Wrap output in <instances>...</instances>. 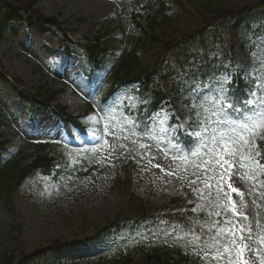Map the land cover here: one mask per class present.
I'll list each match as a JSON object with an SVG mask.
<instances>
[{"label": "rangeland", "instance_id": "374dc122", "mask_svg": "<svg viewBox=\"0 0 264 264\" xmlns=\"http://www.w3.org/2000/svg\"><path fill=\"white\" fill-rule=\"evenodd\" d=\"M253 1L255 0H181L182 9L167 1L169 20L155 28L154 33L160 41L148 49L142 48L138 51L141 64L151 65L154 62L162 40L187 30L191 26L190 15L202 18L200 14L207 6L223 4L230 8H239ZM147 3L148 0H140L137 3L132 0H41L38 6L42 13L56 17L75 43L80 42L83 37L92 38L96 35L109 39L118 38L125 22L128 23L129 30L135 28L133 14L141 15L137 19L140 20L141 26H146L149 18ZM247 16L244 15L240 20L246 19ZM236 21L228 26H221V51L226 60L234 59L248 67L245 50L241 48L243 37L241 32L235 29L241 23ZM59 39L60 32L57 29L41 27L34 20L29 24L12 22L0 38V140L6 142L1 150L3 158L10 156L18 147H24L25 151L30 150L31 140L44 135H55L60 139L65 137L62 131L50 134L58 120L47 109L35 106L33 112H29L26 105L28 92H35L39 85L58 89L57 99L53 104L64 106L66 112L74 115L82 114L86 109L87 103L82 95L85 98L93 95V85L80 72L78 60L74 55L62 52ZM229 45L237 47L235 53H231ZM109 46L117 52L122 50L120 44ZM71 47L76 48L75 45ZM15 77L20 79L18 86L15 84ZM117 98L118 102L122 99L120 96ZM110 111L114 113L117 109L110 108ZM176 111L180 122L188 119V109L184 104ZM159 113V116H154L151 132L139 141L132 139L118 123L108 127L112 135L101 139L94 125L88 128L85 136L73 139L74 145L81 147L91 143L90 151L96 150V155L91 161L94 167L83 177L73 176L62 182L44 178L38 185V174L30 176L14 197V210L4 209L0 212V255L14 245L9 233L11 223L18 226V233L26 249H32L35 245L60 235L70 240L78 238L84 241L92 234L96 223L106 217L130 213L132 208L127 205L126 195L111 185V172L130 155L138 158L140 168L135 170L133 185L146 206L162 208L171 195L180 194L185 181L188 180L176 179L166 174L175 172L177 175H186L181 172L183 167H180L178 160L173 159L176 156L173 151L174 143L169 138L176 125L169 126L166 123L170 112ZM93 132L96 133L95 136ZM105 140L108 141L107 144L104 143ZM99 141H102L101 145L98 144ZM142 144L148 147H140ZM30 160L29 156L24 162ZM157 164L165 171L155 167ZM245 171L246 169L237 167L231 177L233 186L237 185L244 193L243 200L235 193L233 197L239 210L247 214L248 220L241 219L240 223L251 225L253 241H256L251 247L256 248L259 224L250 207L251 182H244L241 178ZM256 192V200L264 207L263 180L260 181ZM201 204L208 208L205 200ZM84 218H87V224L83 223ZM111 237H107V240ZM100 242L102 243L99 241L93 248H101ZM91 249L90 245L80 244L75 249H62L55 256L70 258ZM259 249L261 255H264V245ZM113 257L116 255L114 250H111L108 259ZM248 259L252 264H259V258L254 259L251 254H248ZM92 262L103 263L95 260ZM118 264L146 263L143 260L131 263L124 259V262Z\"/></svg>", "mask_w": 264, "mask_h": 264}, {"label": "snow or ice", "instance_id": "6c2138e0", "mask_svg": "<svg viewBox=\"0 0 264 264\" xmlns=\"http://www.w3.org/2000/svg\"><path fill=\"white\" fill-rule=\"evenodd\" d=\"M190 64L195 65V59ZM239 71L244 72V68L240 66ZM198 73V66H190L180 77L186 86L182 91H187L190 99L186 107L195 118L190 117L176 124V129L192 140V146L181 147L177 143L174 147L183 155L173 157L181 161H188L191 157L192 171L189 172L186 163L181 169L185 176L175 172L166 174L176 179H187L190 190L199 199L205 200L211 211L206 219H188L183 226L171 225V232L169 225L161 221V232L165 237H175V243L197 249L193 254L201 264H252L248 254L254 259L259 258V264H264V255H261L259 247H251L252 243H256L251 225L240 223L241 219L248 220L247 214L239 210L232 196L235 193L243 200L244 193L230 182L237 167L246 169L241 176L245 180L250 178L249 173L254 176L253 169L264 172V164L260 162L264 157L257 145L258 141H264V65L259 71L253 69L245 73L252 78L253 87L246 88L243 97L233 95L234 89L230 84L235 77L230 72L213 77L209 83L196 79ZM154 115L159 116L160 113ZM170 115L179 121L175 113ZM186 126L199 130L188 132ZM104 132L105 135L113 134L107 126ZM172 139L175 140V136ZM140 147L147 148L148 145ZM155 167L165 171L158 164ZM225 176L228 177L227 188L224 187ZM197 184L200 187H193ZM203 208L204 205L197 204L191 211L197 213ZM177 231L183 235L176 236ZM198 231L200 234H197ZM258 243L264 245V236Z\"/></svg>", "mask_w": 264, "mask_h": 264}, {"label": "trees", "instance_id": "16d2710c", "mask_svg": "<svg viewBox=\"0 0 264 264\" xmlns=\"http://www.w3.org/2000/svg\"><path fill=\"white\" fill-rule=\"evenodd\" d=\"M38 0H6V4L4 6V9L10 13L8 14V18H18L16 9L19 6H25L27 9L32 12H34L36 15L39 16V13L37 10L32 9V5L37 2ZM177 3L178 0H175ZM163 7V5H162ZM216 13L219 14L220 18H207L206 22L200 23L197 25L195 31L191 33H185L182 37L175 41L171 42H166V47L163 52V60L166 61V65H164L165 70H166V75L169 76L173 73H176L178 75H182L185 69L188 67L192 66H197V65H191V59L192 61L195 59V62L197 61V57H199L196 54V50L194 47V43L198 42L201 43V47H203L204 43L210 44V42H206L211 40L210 35H208L204 29H201L204 25L208 24H213L217 25L221 20H226L225 18V11H218L216 10ZM44 20H48V18H43ZM211 19V20H210ZM52 20V19H51ZM7 18H1L0 19V32L4 28L6 24ZM210 22V23H209ZM195 32V33H194ZM195 36L198 37V40L195 41ZM137 37H134L132 35L126 34L124 37V41L126 44L132 45L133 50H134V44H135V49L137 46L142 45L144 41L136 42ZM139 41V40H138ZM136 42V43H135ZM101 43L99 41H96L95 43L89 42L86 46H84V51L87 55V58L91 64H96L99 62H102L104 60V55H103V48L100 47ZM209 59H206V62ZM117 65L115 66L114 73H120V71L123 72L124 77H128L134 69H138V64L137 61L134 57V52L129 53L125 52L116 62ZM199 68L201 66H198ZM158 70H153L151 73L144 74V78L151 80L152 74L157 73ZM139 76V75H138ZM137 76V77H138ZM197 77V76H196ZM232 89L233 86H231ZM235 93V90H234ZM233 93V95H234ZM160 96V92L156 91L153 94V97L151 98V102L154 104L156 101H158V98ZM162 96V94H161ZM131 115L134 116L135 123L140 122L143 117L145 116V112L141 108H135L131 111ZM10 167V166H9ZM9 167H7L5 170H7ZM0 168V171H5ZM8 176V173L3 174L0 176V194L2 196V193L4 192V187H2L3 182L5 181L6 177ZM0 196V198H1ZM182 205H179L177 209L174 211H167L168 217L173 221L175 224H180L183 226L188 219L195 220L194 216L190 213V210L185 207L181 208ZM2 264H7V262H3ZM165 264H172L169 262L168 259L165 260ZM189 264H193V261H189Z\"/></svg>", "mask_w": 264, "mask_h": 264}]
</instances>
